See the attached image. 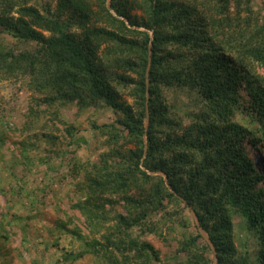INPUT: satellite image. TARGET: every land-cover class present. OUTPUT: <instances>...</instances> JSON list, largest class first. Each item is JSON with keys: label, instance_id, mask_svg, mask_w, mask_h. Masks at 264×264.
<instances>
[{"label": "trees", "instance_id": "trees-1", "mask_svg": "<svg viewBox=\"0 0 264 264\" xmlns=\"http://www.w3.org/2000/svg\"><path fill=\"white\" fill-rule=\"evenodd\" d=\"M56 1L0 0V82L22 79L34 93L21 116L0 97V143L8 129L28 137L22 155L47 167L28 189L38 197L56 192L57 167L35 143L48 142L49 128L70 135L57 156L72 163L79 197L70 207L92 236L68 226L75 213L59 218L58 232L84 240L62 258L154 264L160 250L143 234H155L177 240L168 264H264V10L255 0ZM5 34L36 48L19 50ZM174 90L190 104L175 106ZM102 106L115 117L92 123L97 157L79 158L87 142L63 111L79 119ZM236 216L254 251L236 244Z\"/></svg>", "mask_w": 264, "mask_h": 264}, {"label": "rangeland", "instance_id": "rangeland-1", "mask_svg": "<svg viewBox=\"0 0 264 264\" xmlns=\"http://www.w3.org/2000/svg\"><path fill=\"white\" fill-rule=\"evenodd\" d=\"M51 4L55 9L57 1L53 0H33V4L42 8V4ZM255 8L264 10V0H255ZM9 42L16 43L19 50H34L36 43L31 41H17L15 38L3 35ZM9 39V40H8ZM34 95L27 85L21 80H6L0 82V97L7 103V106L17 112L19 116L26 110L30 98ZM124 98L130 103L132 98L124 95ZM175 106L190 104L191 99L186 94L174 90L168 96ZM193 102V101H192ZM185 107V106H183ZM65 116L74 120L77 125L75 137H84L85 142L81 141V148L77 151V156L82 159L96 158L100 138L95 134L92 123L109 122L114 119V112L107 106L90 109L86 114L76 119V111L73 109L63 111ZM5 135L4 143H0V232L9 235L8 239L0 235V264H71L62 258L64 249L80 250L84 248V240L76 239L69 234H62L55 228V222L59 218H67L71 213L73 221L68 222L70 228L79 227V231L86 238L92 236L84 224V217L79 215V211L71 210L70 203L73 199L78 198V190L71 176V161L66 158L62 159L57 153L63 152L64 146H69L70 135L62 129H46L48 142L40 141L35 143L36 147L48 148L56 158L52 160L54 169L52 176V186L56 192L45 193L44 195H29L28 189L33 187L38 180L39 174L46 170V166L40 160V155L31 153L29 158L22 155L27 136H23L17 130L8 129ZM42 137L41 134L38 135ZM39 137H32L27 143L32 142ZM3 140L0 138V141ZM51 140V141H49ZM25 141V142H24ZM30 145V144H29ZM29 150V148H28ZM262 151L255 154L257 160H261ZM16 187L14 189L13 187ZM34 190V188H31ZM60 193V196H59ZM57 194V196H54ZM119 211L124 212L123 207ZM69 213V214H68ZM191 219L196 222L194 212ZM235 242L242 250L254 251L256 248L255 241L250 237L245 222L238 216L234 218ZM197 223V222H196ZM108 224L102 228V233L107 232ZM182 227V226H181ZM50 229H55L56 237H60V247L53 246L54 239ZM182 231L185 228L182 227ZM137 235L139 229H134ZM1 234V233H0ZM142 235V234H141ZM99 236V235H98ZM208 241L207 236L203 235ZM168 237V243L161 240L155 234H143V238L150 241L157 249L160 250V260L154 264H168L175 254L177 240ZM171 240H170V239ZM103 240V238H102ZM213 264H216V256L212 257ZM73 264H97L92 254H86L84 258L78 259Z\"/></svg>", "mask_w": 264, "mask_h": 264}, {"label": "water", "instance_id": "water-1", "mask_svg": "<svg viewBox=\"0 0 264 264\" xmlns=\"http://www.w3.org/2000/svg\"><path fill=\"white\" fill-rule=\"evenodd\" d=\"M194 216H195V218H196V222H197V224H198V226H199V228H200V231L202 232V234L203 235H205V236H207V238L209 239V236H208V233L203 229V227L200 225V223H199V220H198V217H197V215L194 213ZM210 240V239H209Z\"/></svg>", "mask_w": 264, "mask_h": 264}]
</instances>
